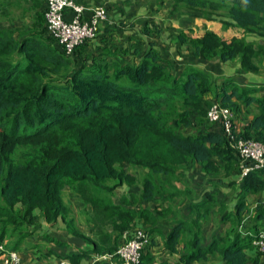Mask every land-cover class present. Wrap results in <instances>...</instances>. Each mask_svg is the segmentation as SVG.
<instances>
[{"label":"trees","instance_id":"obj_1","mask_svg":"<svg viewBox=\"0 0 264 264\" xmlns=\"http://www.w3.org/2000/svg\"><path fill=\"white\" fill-rule=\"evenodd\" d=\"M73 1L85 6L100 2ZM173 2L175 9L212 15L245 32L227 39L210 29L200 35L182 29L176 41L184 56L194 63L239 60L247 73L260 70L254 59L264 51V43L258 42L257 49L246 35L264 38V0ZM45 10L43 0H0V256L6 250H21L27 236L23 226L33 223L36 209L49 224L61 217L70 231L79 234L72 207L64 201L66 188L90 200L96 215L107 211L108 222L115 224L120 218L117 235L108 245L96 243L91 251L65 256L74 264H82L84 258L91 264L97 253L116 252L123 232L139 223L148 225L149 242L155 246V213L164 214L165 208L143 205L190 192L172 179L199 164L206 175L219 177L223 170L232 175L229 184L241 182L235 212L217 207L222 212L219 228L205 237V222L217 206V195L205 191L202 201L192 203L191 219L179 218L163 237L165 250L171 254L179 250L180 259L156 261L146 248L140 264H201L212 258L221 264H261L262 253L254 240L264 232V224L247 227L243 236L239 226L248 210L246 198L264 191V166L243 175L237 142L264 143V85L215 77L184 58L172 60L161 54L154 36L165 30L154 20H148L139 35L134 33L136 23L127 32L122 21L101 37V44L87 39L66 54L48 33ZM28 16L30 24L23 22ZM112 34L120 35L118 41L108 42ZM120 40L133 45L122 49ZM93 46L96 52H79ZM214 104L234 112L230 131L222 122L210 120ZM236 114L246 121L238 122ZM129 167H143L148 173L138 195L142 207L124 210L110 205V193L104 189L136 183ZM115 180L119 182L112 186ZM256 213V220H264V201H259ZM228 221L237 225L234 230L225 228ZM16 229L21 239L14 240Z\"/></svg>","mask_w":264,"mask_h":264},{"label":"rangeland","instance_id":"obj_2","mask_svg":"<svg viewBox=\"0 0 264 264\" xmlns=\"http://www.w3.org/2000/svg\"><path fill=\"white\" fill-rule=\"evenodd\" d=\"M165 1L166 3L161 5L157 0H100L99 4L104 5L108 9L107 19L101 22L97 36L88 43L94 44L95 42L97 44H101V37L109 31L116 29V26L121 25L122 21L128 25V28L126 29L127 32H130L129 27L131 26V23H136L137 27L135 28L136 30L134 31V33L139 35L141 34V27L145 25L148 20H154L159 24L161 28L165 30L163 34L154 36V39L158 43V47L161 54L165 53L166 55H169L172 60H179L184 58L186 61L194 63L192 62V58L184 56V51L181 53V51L178 50L176 34L182 29H191V32L189 33H191L192 35H200L203 33L204 30L210 29L216 31L220 36L225 37L227 39H230L233 36H243L245 33L242 29L236 28L233 25L225 26L224 23L220 22L219 19H216L212 15L203 16L200 15L198 12L186 10L180 7L175 9L173 0ZM23 22L26 24H30L31 17L28 16L27 18L23 19ZM114 22H117L118 24H115ZM16 24L18 25L17 20ZM147 25L149 26L150 24ZM122 33H124V30L122 31ZM113 36L114 37L112 39L118 41V35ZM246 37L247 40L256 44L257 49H260L258 42L264 43L263 37H257L254 35H246ZM112 39L108 38V41L111 42L113 41ZM131 45H133V42L125 44V41L123 40H120V42L118 43V46L122 49L131 47ZM93 51L96 52L94 50V46L91 49H86L85 52L82 50H80L79 52L84 55ZM128 56L131 57V54L129 53ZM136 59L138 60L139 57H136ZM254 61L258 65H260V70L258 72L247 73L241 70L239 60L224 63L219 59H214L210 62H204L201 59L196 60L194 64L199 65L201 68L207 70L215 77H234L239 84L255 82L258 85H264V51H262L260 57L254 59ZM237 121L244 122L246 120L242 118L240 119L239 115H237ZM187 131H191V129H187ZM129 171H135L138 176H144V174L148 173L143 167H129ZM231 176L232 175L225 174V172H223L222 170V173L219 177H206L203 173L202 168L200 166H195L193 169L188 171L187 175V181H189V185L192 188V191L189 194L184 195L183 197L181 195L175 196L172 200L164 198L156 199L155 201L148 202L143 206L151 207L152 210L155 209L157 205H159L158 207L160 209L163 207L165 208L164 214L155 213V224H160L163 229V227H166V225L169 224L168 222L170 220L175 222L176 219L179 218L187 217L188 219H191L190 212L191 210H193L192 203L202 201L205 197L204 191L210 189V187H213L215 181H217V184L219 186L218 191H214V193H217L216 207H221L224 212H235L233 203L235 201L237 189H239V187L241 186V182L237 184H229V179H231ZM166 178V176H160L161 180H165ZM157 181L159 182L158 179ZM172 181H175V179H172ZM118 182L119 180H115L111 182V185L113 186ZM170 182L171 180L169 181V183ZM177 184L183 188L182 183L178 182ZM90 185L92 186L93 184L91 183ZM70 191L71 190L67 188L65 196V198L69 201ZM104 191L106 193H110V195H112V193L114 192V190L106 191L105 189ZM160 193L161 191H159V195L162 197V193ZM200 196H202V198ZM260 200L264 201V191L252 196L251 198L250 196L246 198L248 210L247 213L243 214L245 216L242 217V224L239 226V230L242 236L246 233L247 227L250 228L254 224L258 225V227H261L260 225L264 224V220L261 219H257L255 222L257 215L256 209ZM219 218L220 217H218L217 212L216 215L211 214L206 220V232L204 234L205 237L210 238V234H213L215 229L219 228ZM139 224V227L145 229H147L148 227V225L141 223ZM236 226L237 225L233 224L231 221H228V223L225 224V228L231 231L234 230ZM24 230L25 233H32L31 228H25ZM12 233L14 235L13 238L20 237L19 234H21L20 232L18 233V229L14 230ZM149 236L151 239L152 235ZM25 238L26 236L22 238V241H24ZM159 238H162V236L157 235L155 240L156 243H158V241L160 240ZM8 244L9 243H7L6 241L4 243V246H7ZM158 245L159 244L153 246L150 245V242H148L146 246V253H149L156 261L163 260L166 257V254H162V251L159 249ZM201 264L221 263L218 261L217 258H212L210 261Z\"/></svg>","mask_w":264,"mask_h":264},{"label":"crops","instance_id":"obj_3","mask_svg":"<svg viewBox=\"0 0 264 264\" xmlns=\"http://www.w3.org/2000/svg\"><path fill=\"white\" fill-rule=\"evenodd\" d=\"M114 23L118 24L117 22ZM118 26L119 25H117L116 28ZM135 30L136 29H134V31ZM113 35H119V34H112L108 38L112 39L114 37ZM195 166H200L202 168V166L199 164H196ZM144 169L146 172H148V169L146 168ZM188 171L186 175L175 179L174 184L180 187L177 184L178 182H180L183 184V188L180 187L181 189H184L188 186L187 188H189L191 192L192 188L189 185V181H187ZM130 173L134 175L136 183L132 185L128 183L119 185L114 190L112 195L109 196L110 205L113 204L118 206L121 205L122 209L124 210L126 208L139 209L140 207H142L141 203H139L138 195L142 190L143 176H138V174H136L135 171L134 172L131 171ZM203 173L206 177L211 176V175H206L204 170ZM167 187L172 188L173 186L167 184ZM218 187L219 186L217 184V181H215L213 187H210V189L208 190H212L213 192L214 191L216 192L218 191ZM190 192L180 195L183 197L184 195H187ZM214 194L217 195V193ZM65 196L66 194L64 195V201L67 204L71 205L72 207L73 210L72 214L76 219V226L79 234H74L72 231H70V229H68L67 225L65 224L64 219H62L61 217L58 218V221L55 224H49L41 216L40 210L36 209L34 212L33 223L27 222L23 226V229L31 228L32 231V233H25V235L27 236L25 240L21 243V250H19L23 264H58L59 260L68 259L65 258V256L67 255L79 252L81 250L91 251L92 248L96 245V243L103 242L104 243L103 245H108L111 241L115 239L117 235L116 231L118 230L115 225L116 223L120 222L119 217L116 218L115 224H112L107 221V214H106L107 211H105L101 215H98V213L96 215L94 204L92 205L91 204L92 202L90 200L87 201L86 198H85L86 200L83 199L81 194L70 191L69 193L70 201L67 200ZM200 197L202 198V196ZM215 199L217 200V197ZM149 208L152 210L151 207ZM214 209H215L214 212H212L211 214L216 215L218 212V217H220L219 220H221L222 217V212L220 210L221 207L220 209H218L217 207ZM108 211L110 212V210ZM93 217L96 218L93 219ZM182 219H187V217ZM178 220L179 219H176V221ZM136 221H138V219ZM176 221L173 222L170 220L168 222L169 224L166 225V227H163V229L160 224L155 225V236L156 237L157 235L162 236V238H159L160 240L158 241L159 249L162 251V254H166V257L164 259L170 261L179 260L181 252L178 250V253L171 254L168 251H166L163 244L164 243L163 237L171 231L173 226L177 224ZM205 232H206V225L204 226V234ZM210 236H212V234H210ZM14 240L17 239L14 238ZM254 245L256 246L255 242ZM0 251L2 250L0 249ZM2 260H3V254H1L0 256V264L2 263ZM82 261H83L82 264L89 263L88 262L89 260L86 258L82 259Z\"/></svg>","mask_w":264,"mask_h":264},{"label":"built area","instance_id":"obj_4","mask_svg":"<svg viewBox=\"0 0 264 264\" xmlns=\"http://www.w3.org/2000/svg\"><path fill=\"white\" fill-rule=\"evenodd\" d=\"M46 10L45 17L48 33L71 55L75 49L87 39H93L98 33L102 21L107 19V8L104 5H78L73 0H43ZM209 118L214 122H222L226 130L230 131L235 121L234 112L220 104H214L209 110ZM242 157L241 169L246 175L254 168L264 166V143L254 139H240L237 142ZM251 160V161H250ZM252 164H248V163ZM147 229L134 227L125 230L122 242L114 253H97L91 259V264L106 262L110 264H140L142 255L149 242ZM257 248L262 253L264 264V232L255 239ZM3 249V246H0ZM1 264H23L21 254L16 250L3 252ZM58 264H74L70 260L62 259Z\"/></svg>","mask_w":264,"mask_h":264},{"label":"clouds","instance_id":"obj_5","mask_svg":"<svg viewBox=\"0 0 264 264\" xmlns=\"http://www.w3.org/2000/svg\"><path fill=\"white\" fill-rule=\"evenodd\" d=\"M255 241V240H254ZM66 260H70V259H66ZM71 261V260H70Z\"/></svg>","mask_w":264,"mask_h":264}]
</instances>
